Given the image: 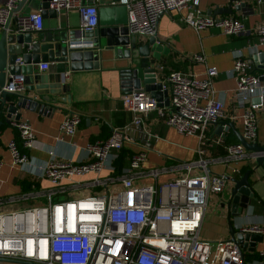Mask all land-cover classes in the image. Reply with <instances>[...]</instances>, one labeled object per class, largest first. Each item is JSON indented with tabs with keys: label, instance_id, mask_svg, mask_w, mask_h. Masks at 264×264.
<instances>
[{
	"label": "built area",
	"instance_id": "built-area-1",
	"mask_svg": "<svg viewBox=\"0 0 264 264\" xmlns=\"http://www.w3.org/2000/svg\"><path fill=\"white\" fill-rule=\"evenodd\" d=\"M18 0H5L0 5V23ZM264 2V0H255ZM127 9L128 32L139 36L155 35L159 16L169 10L186 8L183 20L195 30L208 26L220 28L226 34L246 31L243 21L234 15L202 14L200 0H117ZM49 7L59 10L76 8L81 26L92 28L98 24V2L81 0H49ZM41 7L30 8L18 19V30H41ZM259 43L264 42V20L255 26ZM259 51H256L257 54ZM191 57L204 61L203 53ZM20 56L18 61L21 62ZM41 69L47 62H39ZM161 68V65H160ZM231 73L236 80L232 95L234 109L230 118L239 117L241 134L247 142L258 140V109L264 96V67L258 60L235 50ZM218 74L215 65H206L203 77L172 69L160 79L168 92V103L158 100L148 91L136 89L120 95L121 105L131 111V123L143 126L144 118L157 110L165 121L178 132L198 134V159L182 165L186 173L172 181L158 183L163 168L142 169L147 154L144 149L133 153L128 167L118 177L121 187H109L108 181L96 177L89 185L105 187L103 192H92L79 197L55 199L66 190L63 182L87 173L115 171L124 141L129 138L119 128H113L102 139L86 145L87 158L83 161L60 159L49 151L42 165H35L14 139L7 143L13 164L44 178L51 187L44 193L45 200L33 205L0 213V257L27 260L37 264H246L238 245L230 240L211 241L200 237L207 195L222 192L226 179L214 175L207 168L205 139L201 133L209 124L227 125L224 103L215 95L213 78ZM25 89L24 73L10 75L0 85L2 92H21ZM258 96L260 102L252 103ZM162 101V100H161ZM80 116L68 111L58 125L62 134L75 133ZM19 133L22 148L30 149L34 132L26 121L13 123ZM58 140L62 137H56ZM226 158H249L255 162L256 152L247 150L240 142L225 146ZM2 159L0 158V166ZM197 168V173H191ZM150 179V183H135L136 179ZM243 232L264 235V225L251 224ZM264 264V247L259 251Z\"/></svg>",
	"mask_w": 264,
	"mask_h": 264
},
{
	"label": "crops",
	"instance_id": "crops-1",
	"mask_svg": "<svg viewBox=\"0 0 264 264\" xmlns=\"http://www.w3.org/2000/svg\"><path fill=\"white\" fill-rule=\"evenodd\" d=\"M110 1L112 0H97L98 7ZM245 1L248 4L239 9L233 8L230 13L215 14L239 17L246 27V31L242 34H226L214 26L195 30L183 20L182 16L186 12L185 7L180 10L169 9L163 12L158 18L155 34L163 42L162 52L154 64L156 65L157 79H161L164 73L172 69L191 72L196 77H203L206 65H215L218 69V74L212 80L215 95L224 103L226 121L233 122L235 129L239 132H241L240 118H230L232 110L237 113L240 112V110L234 109L232 102V95L236 86L235 77L231 73L235 50L240 49L244 56L250 57L256 51L264 52V42L259 43L255 33V26L264 20V2ZM4 2L5 0H0V5ZM227 2L228 0H200L199 7L202 14H209L210 9H214L216 5L224 7ZM39 5H32L20 13L26 14L30 8H38ZM64 25L69 27L81 26L76 8L59 10L55 17L48 14L43 16V27L41 31L34 33V37L41 36L44 30ZM136 36L139 39L138 45L148 38V36ZM102 51L97 67L70 71L68 64H65L67 73L64 74L63 80L69 84V90L66 93L55 94L57 98L67 97L65 101L57 100L59 107L48 112L19 107L18 110L21 111L19 119L9 123L2 122L4 125L0 129V158L2 159L0 166V213L39 204L45 200L44 193L51 187L50 182L46 179L35 178L19 165L13 164L7 143L15 139L17 134L13 126L16 120L28 122L33 129L35 137L33 146L30 149H25V152L35 165H42L49 158L48 152L51 150L60 159L86 160V145L96 139L105 138L113 128H119L125 137L129 138L124 141L122 149L125 151L117 163L120 165L119 173L102 170L99 174L87 173L64 181L66 190L64 193L55 196V199L73 198L92 192L105 191L103 186L89 185L96 177L104 180L110 176L109 187L120 188L121 181L118 177L128 167L130 156L142 149L147 154L142 169L154 167L164 169L158 178V183L172 181L182 176L187 171L182 165L198 159V134L178 132L165 121L164 117L159 115L157 110H152L147 114L143 126L135 127L131 123V111L125 109L120 102V95L126 93L121 89L120 69L129 66L130 59L116 57L112 49H103ZM196 52L203 53L205 60L200 62L193 59L191 55ZM32 65L33 74L46 71V69H41L39 64L33 63ZM33 84L35 85V83ZM18 94L34 95L25 88L21 92L7 95V101L16 99ZM162 102L164 101L162 100ZM0 108H2V97H0ZM68 111L75 112L80 116L78 127L72 135L62 134L58 131V125ZM4 113L3 108L1 120L4 118ZM257 113V141L264 145V105L258 109ZM231 132L236 135L229 127L222 131L224 135L222 136L215 132V124H209L201 133L205 139L204 158L207 159L209 172L224 176L225 179L227 177L238 178L244 167L250 169L256 166L255 162H251L246 157L226 158L225 146L229 144L226 141V136ZM56 137L62 138L58 140ZM234 138L239 142L237 135ZM198 171L197 168H193L191 173ZM251 178L254 196L250 198L248 207L241 216L233 221L235 228L239 230L254 223L264 225V167H257ZM140 182L150 183L152 181L148 178L135 180L136 184ZM229 186L226 179V185L222 192H210L207 195L205 213L200 228L201 238L211 241L229 239L224 204L228 198ZM85 192L87 194H84ZM258 235L260 238L253 243L254 250L246 251V264H261L258 253L264 247V235ZM0 264L21 263L0 262Z\"/></svg>",
	"mask_w": 264,
	"mask_h": 264
},
{
	"label": "water",
	"instance_id": "water-1",
	"mask_svg": "<svg viewBox=\"0 0 264 264\" xmlns=\"http://www.w3.org/2000/svg\"><path fill=\"white\" fill-rule=\"evenodd\" d=\"M38 4L42 8L43 16L57 15V11L49 7V0L35 2L34 0H18L10 9L6 21L3 24L0 23V85L5 80H10V75L24 73L25 88L34 93V95L18 94L16 99L7 101V95L13 93L4 90L1 96L0 112L3 111L4 105L5 113L4 118L0 119V124L19 119L21 116L19 107L46 112L59 107L57 100L65 101L67 97L57 98L55 94L66 93L69 90V84L63 80L64 74L67 73L65 64H68L70 71L97 67L103 49H112L116 57L130 59V65L120 69V85L124 92L143 89L154 96L159 105L168 103V92L161 88L162 84L160 79H157L156 65H154L162 52L163 42L155 35H149L145 42L138 45L139 39L136 34L128 32L125 4L110 2L101 4L98 7V24L95 27L57 26L44 30L41 36L38 35L35 38L34 33L41 30H18L17 28L19 17L24 15L20 12ZM245 4H248L245 0H228L226 6L216 5L208 13L212 15L230 13L233 8L239 9ZM19 54L21 62L17 60ZM252 57L258 60V67H264V52L254 53ZM39 62H47L46 71L33 74L32 64H39ZM7 73L9 75H6ZM260 77L264 78V75ZM251 102L258 103L260 98L252 97ZM229 127L236 133L238 141L245 149L257 153L254 168L246 169L238 178H226L230 185L228 198L224 203L229 239L238 245L244 260L246 251L254 250L253 243L260 238V235L235 228L233 221L241 216L248 207L250 198L254 196L251 176L257 167H264V145L258 141L247 142L231 121H228L225 126L222 122L216 123L215 132L224 136L222 131ZM0 262L37 264L10 257H0Z\"/></svg>",
	"mask_w": 264,
	"mask_h": 264
},
{
	"label": "trees",
	"instance_id": "trees-1",
	"mask_svg": "<svg viewBox=\"0 0 264 264\" xmlns=\"http://www.w3.org/2000/svg\"><path fill=\"white\" fill-rule=\"evenodd\" d=\"M3 108H4V105H3ZM1 114H2V112H0V116H1ZM3 125H4V123H3V124L1 123V125H0V129L3 127ZM14 128H15V127H14ZM15 129H16V128H15ZM16 131H17V129H16ZM226 137H227V138H226V141H227L228 143H234V142L236 143V142H237L236 138H234V137H236V135H235L233 132H231V133H230L229 135H227ZM14 140L16 141L18 147H19L21 150L25 151L24 148H22V142H21V140H20V138H19V133H18V131H17V134H16ZM124 151H125V149H122V150L120 151V153L118 154V158L114 161V165H115V171H116V173H119V172H120V169H118V168H120V165L117 164V163H118V160L120 159L121 154L123 155ZM246 169H247V168L244 167V168L241 170V174H242ZM116 173H115V174H116Z\"/></svg>",
	"mask_w": 264,
	"mask_h": 264
},
{
	"label": "rangeland",
	"instance_id": "rangeland-1",
	"mask_svg": "<svg viewBox=\"0 0 264 264\" xmlns=\"http://www.w3.org/2000/svg\"><path fill=\"white\" fill-rule=\"evenodd\" d=\"M29 5V4H28ZM84 194H87V192H85ZM39 204H40V202H39ZM36 205H38V204H36Z\"/></svg>",
	"mask_w": 264,
	"mask_h": 264
}]
</instances>
